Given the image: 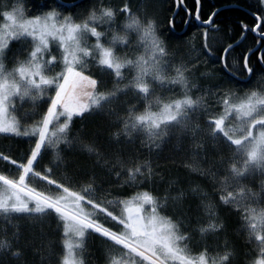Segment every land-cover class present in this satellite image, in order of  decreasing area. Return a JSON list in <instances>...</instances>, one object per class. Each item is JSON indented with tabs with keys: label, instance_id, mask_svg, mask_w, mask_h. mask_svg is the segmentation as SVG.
Returning <instances> with one entry per match:
<instances>
[{
	"label": "snow or ice",
	"instance_id": "obj_1",
	"mask_svg": "<svg viewBox=\"0 0 264 264\" xmlns=\"http://www.w3.org/2000/svg\"><path fill=\"white\" fill-rule=\"evenodd\" d=\"M248 7L0 0V264H264Z\"/></svg>",
	"mask_w": 264,
	"mask_h": 264
},
{
	"label": "trees",
	"instance_id": "obj_2",
	"mask_svg": "<svg viewBox=\"0 0 264 264\" xmlns=\"http://www.w3.org/2000/svg\"><path fill=\"white\" fill-rule=\"evenodd\" d=\"M202 3H203L202 12L205 14V17L213 10L214 7L227 6L229 9H231L233 6H235L236 10L226 11L224 13V15H227L229 19L235 17L243 18L247 14V12L251 10L248 7L249 3H251V0H202ZM250 19L251 18L249 17L248 19L245 20V22L246 23L250 22ZM252 41H253V36L251 33H249L246 44H251ZM0 143H6V142H0Z\"/></svg>",
	"mask_w": 264,
	"mask_h": 264
},
{
	"label": "flooded vegetation",
	"instance_id": "obj_3",
	"mask_svg": "<svg viewBox=\"0 0 264 264\" xmlns=\"http://www.w3.org/2000/svg\"><path fill=\"white\" fill-rule=\"evenodd\" d=\"M185 31H187V29H185ZM177 35H179V33H177ZM186 38V37H185Z\"/></svg>",
	"mask_w": 264,
	"mask_h": 264
}]
</instances>
